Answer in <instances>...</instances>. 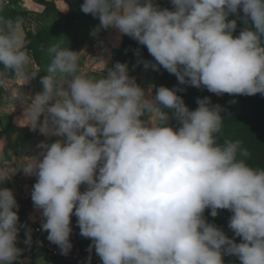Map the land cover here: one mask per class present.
<instances>
[{
	"label": "clouds",
	"instance_id": "obj_1",
	"mask_svg": "<svg viewBox=\"0 0 264 264\" xmlns=\"http://www.w3.org/2000/svg\"><path fill=\"white\" fill-rule=\"evenodd\" d=\"M171 4L82 0L80 11L98 17L97 31L115 29L146 47L154 62L144 66L163 67L179 85L218 96L264 95V0ZM232 14L236 18L228 19ZM237 19L244 27L234 36ZM20 23L0 27V65L28 81L33 76L25 72L30 58ZM49 53L42 91L30 103L16 98L27 104L24 118L32 130L59 137L41 141L39 155L22 168L37 177L31 200L42 210L47 239L62 254L72 248L75 215L101 264H225L224 255L238 257L239 264H264V169L246 162L239 140L217 143L221 105L203 97L190 109L178 95L183 89L163 85L154 96L149 88V97L127 63L116 62L96 79L79 72L77 51L53 46ZM58 74L66 84H58ZM154 113L155 124L148 119ZM18 207L13 191L0 188V264L20 257L21 227L31 243ZM208 208L212 217L231 211L233 237L208 222Z\"/></svg>",
	"mask_w": 264,
	"mask_h": 264
},
{
	"label": "trees",
	"instance_id": "obj_2",
	"mask_svg": "<svg viewBox=\"0 0 264 264\" xmlns=\"http://www.w3.org/2000/svg\"><path fill=\"white\" fill-rule=\"evenodd\" d=\"M162 8H172L171 0H155ZM44 5L42 19L53 18L42 28L35 31H28L22 42L23 49L30 54L31 59L40 67V77L48 74V67L52 61V54L49 48H71L77 51V54L84 48L89 34L96 29L99 24L98 17L91 14H85L80 11L82 0H68V9L61 12L53 1L41 2ZM242 15V12L240 13ZM20 18L23 16H19ZM236 14H232L228 19H235ZM5 22L0 26L3 27ZM244 27L241 20L237 19V29L233 32L234 36ZM139 49V52L137 51ZM113 57L116 61L128 60L132 65L139 69L152 68L145 67L144 61H153L154 58L149 54L146 47L141 46L131 37L124 35L119 48L114 49ZM153 69V68H152ZM3 77L16 78L15 73L10 69H5L0 65V80ZM62 76L57 75V81ZM169 88L179 87L183 91H178L185 104L190 109H195L198 98L210 97L213 105H221L223 111V126L220 133L217 134V143L223 144L225 141L241 142L242 149L246 150L247 156L244 157L246 162L253 168L264 169V95L257 93L252 96L236 95L232 96L227 93L216 95L209 92L206 88H196L190 85H179L177 77L170 74L166 69L160 67L158 70L153 69V86L154 92L159 86ZM2 88L0 86V93ZM235 100V103L231 101ZM171 111V110H168ZM177 123V122H176ZM175 123V125H176ZM3 162L0 163L2 167ZM17 201V199H16ZM19 206V205H18ZM19 220L23 214V205L18 209ZM211 209H205L204 216L210 223L222 228L229 237H233V231L228 227V221L232 215L228 209L218 210V215L212 217ZM23 236V228H20L17 241ZM239 243L240 237H235ZM225 264H239L238 257L233 255H224Z\"/></svg>",
	"mask_w": 264,
	"mask_h": 264
},
{
	"label": "crops",
	"instance_id": "obj_3",
	"mask_svg": "<svg viewBox=\"0 0 264 264\" xmlns=\"http://www.w3.org/2000/svg\"><path fill=\"white\" fill-rule=\"evenodd\" d=\"M43 1H53L56 7L62 12H65L68 8V0ZM41 2L42 0H10V5H0V26L4 22L10 21L15 24L17 20L20 22L22 21L19 31L23 42L25 33L29 31L24 26V20L28 16H32L37 20L35 30L42 28L48 21V19L38 20L35 15V12L43 14L44 5ZM1 9L7 12L3 13ZM19 16H23V20H21ZM107 39L105 35V39L102 40L104 44L99 43V45L97 44V31L93 30L91 32L78 58L79 67L81 68L83 66L85 68L79 70L81 74L96 79L106 74L113 62L110 55L106 57V53L104 52V48L107 46ZM103 53L105 55H103ZM27 55L31 58L30 54L27 53ZM88 67L89 70H87ZM128 74L130 77L135 78L136 83L146 91L149 97L151 96V90L149 88L152 89V95H155L152 80H145L142 72L134 70ZM27 75L32 76L30 74ZM36 76H33L28 81L25 77H3L1 79L3 83H0L2 88V92L0 93V163L3 162L2 167H0V173H3V182H0V188L6 187L11 189L17 199V204L19 206L23 205V214L19 220L20 225L33 222L43 223V217L40 214L42 210L35 209L31 200L32 186L36 182L37 177L26 174L22 166L39 155L41 149L38 145L41 141L51 143L59 139V137L42 134L39 128L32 130L31 126L27 125L29 123L28 119L24 118L27 104L22 102L21 99L16 98L17 96H23L30 103L35 95L42 91L41 77L40 75ZM34 77L35 80L33 81ZM62 79L64 81H61ZM61 80L58 81V84H66V77L62 76ZM5 82H7V84ZM8 84L10 86H8ZM41 119H43V116ZM148 119L153 124L157 123L158 113L152 114ZM84 187V185L81 186L82 191ZM16 243L17 247L22 249V252L18 260L14 261V264H20L21 260H24L25 264H61L58 260L50 257L44 251L25 246L20 241H16ZM91 243L92 241L90 238H87L83 243L84 258L81 264H101L100 258L96 255L94 247L91 252H89V245Z\"/></svg>",
	"mask_w": 264,
	"mask_h": 264
},
{
	"label": "built area",
	"instance_id": "obj_4",
	"mask_svg": "<svg viewBox=\"0 0 264 264\" xmlns=\"http://www.w3.org/2000/svg\"><path fill=\"white\" fill-rule=\"evenodd\" d=\"M0 5H10V0H0ZM24 26L29 31H34L37 26V20L32 16H28L24 20ZM76 220L77 218L73 215L71 217V226L73 231L70 234L72 248L67 255L62 254L60 248L47 239L48 233L42 230V223L40 222H33L25 225L27 228L31 229L30 244L25 243V227H23V236L19 239V241L25 246L46 252L50 257L55 258L61 264H79L84 258L83 243L87 238L79 234L80 229L76 224Z\"/></svg>",
	"mask_w": 264,
	"mask_h": 264
},
{
	"label": "rangeland",
	"instance_id": "obj_5",
	"mask_svg": "<svg viewBox=\"0 0 264 264\" xmlns=\"http://www.w3.org/2000/svg\"><path fill=\"white\" fill-rule=\"evenodd\" d=\"M4 6H8V5H4ZM6 9V8H5ZM68 9V8H67ZM1 12H3V13H6L7 11H5V10H2L1 9ZM62 12V11H61ZM64 12V11H63ZM35 15H36V17L38 18V20L40 19H42V15L40 14V13H36L35 12ZM23 17H21V20H23L22 19ZM53 20V18H48V21L47 22H50V21H52ZM22 22V21H21ZM99 25V24H98ZM36 29V28H35ZM96 30V29H95ZM97 31V30H96ZM91 34V33H90ZM89 34V35H90ZM105 35H106V37L108 38L107 39V46L104 48V52L106 53V57H108V55H110V58H112V60H113V62H112V65H111V67L116 63V62H118V61H116V60H114V57H113V50L114 49H116V48H119V46L121 45V43H122V40H123V37H124V35H120L119 33H118V31L117 30H115V29H101L100 31H97V44H104V42H102V40H104L105 39ZM103 36V37H102ZM89 37V36H88ZM88 39V38H87ZM86 43H87V41H86ZM99 44V45H100ZM86 45V44H85ZM85 47V46H84ZM83 51V49H81V51L77 54L78 55V58H79V55H80V53ZM103 55H105L104 53H103ZM121 63H127V65H128V73L129 72H132V71H134V70H138V71H140V72H142L143 73V75H144V77H145V80H147V81H149V80H152V82H153V69L152 68H147V69H139V68H137V67H135L134 65H132L128 60H124V61H121ZM83 69H85L83 66L80 68L79 67V70H83ZM87 70H89V67H88V69ZM25 72H26V74H30V75H32V76H36V75H40V67L30 58V63L28 64V65H26L25 66ZM61 76H63V75H61ZM37 77V76H36ZM35 80V77H34V79H33V81ZM61 80V79H60ZM60 80H58V81H60ZM61 81H64L63 79L61 80ZM6 84H7V82H5ZM8 86H10L9 84H8ZM171 123L174 125V123H175V119L173 120H171ZM82 263V262H81ZM81 263H79V264H81Z\"/></svg>",
	"mask_w": 264,
	"mask_h": 264
}]
</instances>
